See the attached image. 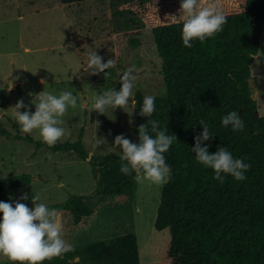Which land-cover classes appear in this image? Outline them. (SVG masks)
I'll return each mask as SVG.
<instances>
[{
  "label": "trees",
  "instance_id": "obj_1",
  "mask_svg": "<svg viewBox=\"0 0 264 264\" xmlns=\"http://www.w3.org/2000/svg\"><path fill=\"white\" fill-rule=\"evenodd\" d=\"M84 1L59 0L61 4ZM117 1L133 21L149 27L165 85V94L155 96L156 110L150 118L139 115L144 98L140 92L135 94L134 143L139 142V126L148 119H155L161 130L167 128V134L177 138L164 153L171 173L162 184L154 220L156 230L169 232V264H264V117L257 112L250 84V66L261 41L264 0H201L202 7L215 3L227 22L223 31L203 42L191 41V48L182 42V0ZM132 27L137 35L129 37L128 44L137 47L140 26ZM231 111L243 120L242 130L223 126L222 118ZM200 123L213 135L201 145L209 153L225 147L234 158L251 165L245 180L222 174L221 183L211 168L196 160L191 148L203 131ZM25 139L32 142L31 137ZM48 148L88 160L95 179L91 194L72 195L63 204L72 225L95 213L93 197L110 203L134 200L135 173L120 171L121 155H89L80 139ZM30 180L29 174L0 178V192L26 187ZM42 264H140L137 238L126 232L73 246L72 251Z\"/></svg>",
  "mask_w": 264,
  "mask_h": 264
},
{
  "label": "rangeland",
  "instance_id": "obj_2",
  "mask_svg": "<svg viewBox=\"0 0 264 264\" xmlns=\"http://www.w3.org/2000/svg\"><path fill=\"white\" fill-rule=\"evenodd\" d=\"M132 24L140 26L141 45L137 47L128 44V38L137 35ZM142 25L137 19L133 21L117 0L70 4L59 0H0V128L5 131L0 134V178L31 176L26 187L1 191L0 201L14 205L19 200L31 209L32 196L38 194L39 202L55 210L64 223L61 236L67 243L78 246L132 232L137 238L140 264H169V232L154 228L162 184L137 182L134 200L125 203L102 202L99 196L93 197L90 203L95 213L81 224L72 225L63 204L72 195L91 194L96 187L88 160L52 151L39 130L22 132L13 108L22 99L34 114L30 94L45 91L58 96L71 91L78 97L77 106H69L61 117L65 135L58 142L80 139L89 155H121L120 149L111 147L121 134L134 142L136 106L132 107L130 98L129 107L108 108L105 114H99L92 110L93 97L112 88L119 91L120 77L129 69L136 77L133 101L137 92L143 98L165 94L161 59L153 49L149 27ZM91 51H97L102 62L114 59L116 67L97 75L85 72ZM107 71L111 75L105 78ZM250 71L257 112L264 117V23ZM25 110L20 109L22 113ZM25 137H31L32 142ZM97 137L105 138L107 143L93 147ZM24 194L28 199L20 200ZM0 264H9L8 258L0 255Z\"/></svg>",
  "mask_w": 264,
  "mask_h": 264
},
{
  "label": "clouds",
  "instance_id": "obj_3",
  "mask_svg": "<svg viewBox=\"0 0 264 264\" xmlns=\"http://www.w3.org/2000/svg\"><path fill=\"white\" fill-rule=\"evenodd\" d=\"M180 17L182 24V42L185 47L191 48V41L198 39L203 42L206 38L223 31V25L227 22L226 16L217 10L215 3L202 7L201 0H182L180 5ZM88 61L84 67L85 72L90 75H97L105 72L109 68H115L114 59L102 62L103 57L97 51L87 54ZM108 71L105 78L110 76ZM136 77L131 69L125 71L119 83V91L114 88L108 89L103 94L93 97L92 110L99 114H105L106 109L117 107L124 109L129 107L131 98L132 107L135 102L132 100L133 82ZM44 85L45 81L41 80ZM12 83L8 90L11 91ZM33 96L31 103L35 106L34 114L27 109L23 100L17 101L13 107L15 118L21 127V131L30 134L33 130H39V135L43 142L49 146H54L64 135L65 129L61 127L64 116L69 106H77L78 97L71 91H64L58 96L42 91ZM26 110L22 113L20 109ZM155 97L145 96L140 107L139 115L152 117L155 112ZM98 124V123H97ZM151 124V129L148 125ZM203 131L194 138L195 146L191 151L195 153L196 160L204 166L211 168L214 178L221 183L224 182L222 174H230L235 180L246 179L245 172L251 165L244 159L234 158L231 152L225 147H218L215 154L209 153L208 147H202L204 141H208L213 135L210 134L206 124L200 123ZM223 126L231 125L234 131L242 130L244 122L236 111H231L222 118ZM139 142L134 143L124 137L117 135L112 149H120L121 165L120 171L124 174L135 173L137 182L148 180L154 184H164L170 179L171 169L166 163L164 153H166L173 141H177L174 135L167 134L168 129H160L158 121L155 119L147 122L138 128ZM151 133H154L153 136ZM106 139L96 138L93 147L99 148L105 145ZM107 154V153H105ZM28 195L24 194L20 200H27ZM40 196L33 194L32 203L34 208H29L26 204L0 201V255L8 258L16 264H42L45 260L59 257L64 253L73 250V245L67 243L61 236L64 223L58 217L55 210H50L44 203H40Z\"/></svg>",
  "mask_w": 264,
  "mask_h": 264
},
{
  "label": "crops",
  "instance_id": "obj_4",
  "mask_svg": "<svg viewBox=\"0 0 264 264\" xmlns=\"http://www.w3.org/2000/svg\"><path fill=\"white\" fill-rule=\"evenodd\" d=\"M255 57H256V55L254 56V58H255ZM252 63H253V62H252ZM64 213H65V212H64ZM65 214H66V213H65ZM65 216H67V217H68V215H67V214H66ZM68 218H69V217H68ZM81 223H82V222H81ZM81 223H80V224H81Z\"/></svg>",
  "mask_w": 264,
  "mask_h": 264
},
{
  "label": "bare ground",
  "instance_id": "obj_5",
  "mask_svg": "<svg viewBox=\"0 0 264 264\" xmlns=\"http://www.w3.org/2000/svg\"><path fill=\"white\" fill-rule=\"evenodd\" d=\"M254 96V95H253Z\"/></svg>",
  "mask_w": 264,
  "mask_h": 264
}]
</instances>
